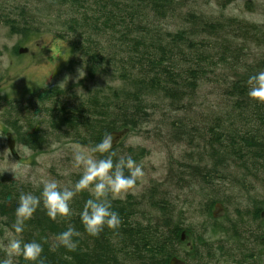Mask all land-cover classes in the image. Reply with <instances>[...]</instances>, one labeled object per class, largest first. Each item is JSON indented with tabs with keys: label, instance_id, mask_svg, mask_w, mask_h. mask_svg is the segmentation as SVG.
Segmentation results:
<instances>
[{
	"label": "trees",
	"instance_id": "obj_1",
	"mask_svg": "<svg viewBox=\"0 0 264 264\" xmlns=\"http://www.w3.org/2000/svg\"><path fill=\"white\" fill-rule=\"evenodd\" d=\"M199 1L12 0L7 10L0 7L1 12H7L0 14V21L23 40L30 34L49 33L64 42L71 55L81 59L86 70L84 80H110L111 86L90 87V148L106 134L116 132L115 126L135 127L141 121L149 122L158 112L169 117L160 121L169 135L178 138L176 133H183L192 140L196 133L204 144L199 120H192L188 114L200 86L209 85L216 93L213 97L218 110L206 129L207 160L197 162L201 167L190 168L199 187L205 188L213 186L214 177L226 179L232 171L243 173V179L251 176L250 171L264 174V104L247 94L248 79L264 71V24H249L221 12L206 14ZM251 4L249 0L245 7ZM46 94L49 97L50 92ZM77 108L81 115L82 108ZM181 112L189 119L178 118ZM63 113L51 122H56L59 130L70 128L76 120L74 115L71 119ZM197 118L202 121L203 116ZM154 129L158 132L159 128ZM78 141L82 142L79 137ZM95 156L105 158L99 153ZM251 177L259 179L255 173ZM79 178L76 174L74 182ZM25 185L18 188L15 182L0 183V218L7 217V224L0 222V237L3 230H12L20 194L39 196L42 191V187L26 190ZM89 198L88 191L77 194L70 202L72 214L67 218L53 221L41 205L25 222L20 236L23 242L41 244L43 264H167L174 257L173 240L183 228L177 221L158 217L166 208H157V204L164 202L149 195L148 201H137L130 195L121 201L113 200L112 210L121 220L119 228L105 227L93 237L85 232L80 219ZM143 201L154 210V218L144 216L140 209ZM207 202L221 203L211 198ZM172 208L165 212L169 215ZM258 209L254 208L253 218ZM205 214L208 224L204 230L217 227L223 235L232 231L224 222L218 223L220 219L216 221L207 208ZM69 225L80 233L73 238L77 243L75 251L55 246V237ZM16 260L17 264H32L23 257Z\"/></svg>",
	"mask_w": 264,
	"mask_h": 264
},
{
	"label": "rangeland",
	"instance_id": "obj_2",
	"mask_svg": "<svg viewBox=\"0 0 264 264\" xmlns=\"http://www.w3.org/2000/svg\"><path fill=\"white\" fill-rule=\"evenodd\" d=\"M248 1L200 0L199 3L202 4V12L206 14L216 15L221 12L249 24H264V0H251L252 4L245 7ZM10 3L12 0H0V7L5 11ZM4 11L1 12L0 9V14L6 15L7 12ZM28 37L23 40L19 35H12L0 21V81L8 77L32 80L27 86L31 90L25 97L41 100L43 105L40 107L44 111L39 116L38 107L22 118V125L30 129V133H24L28 136L25 138L27 144L17 148L18 159L2 158L0 183L10 185V181L15 182L18 188L21 184H26L24 189L28 190L30 187L33 190L42 187V180H56L62 187L71 188L75 184V175H81V170L73 167L72 146L90 148V87L96 84L111 86V83L108 78L92 83L90 79L84 80L86 70L85 66L80 64L81 59L71 55L65 43L53 38L49 33L30 34ZM18 48H26V52L18 54ZM80 71L81 74L83 71L85 73L82 78ZM61 83L63 84L60 85ZM112 85L116 83L113 82ZM6 89L2 88L1 91ZM47 91L50 92L49 97ZM213 95L216 93H213L211 87L202 84L196 94L198 98L193 103L191 115L188 114L192 120H199L201 135L206 139V142L201 139L204 144L196 133L192 140L183 133H176L178 138L169 135L166 126L160 123L169 117L159 112L154 114L149 122L141 121L136 123L135 127L126 129L121 128L119 124L113 128L116 132L106 135L117 136L112 149L118 157L130 156L142 168V177L127 195L137 201H148L149 195L155 201L164 202L157 204V208L164 206L165 211L174 207L169 215L163 209L162 213H158V217L177 221L183 228L173 240L174 256L184 261V264H247L246 238L264 233V174L248 172L251 176L252 173L256 174L259 179L255 181L251 176H245L243 179V173L232 171L228 172L226 179L214 177L211 183L213 186L200 188L192 176L194 170L190 169L191 166L201 167L196 165L197 162L207 160L206 129L218 110L217 100ZM19 100L21 101V98ZM79 105L83 110L81 115L77 112ZM48 108L51 109L49 114ZM62 111L71 119L74 115L77 121L75 120L70 128L63 127L59 130L56 122H51L59 118ZM199 116H203L202 121L197 118ZM181 117L183 120L189 119L184 112L179 113L178 118ZM84 122L87 123L86 127ZM155 127L160 130L156 132ZM78 137L82 142L78 141ZM17 162L23 166L22 169L14 168ZM182 165H187L188 168H183ZM142 194L145 198L141 197ZM209 198L224 204L208 203ZM203 200L204 204L201 203ZM148 205L143 201L140 209L145 217L154 218L156 214ZM253 207H259L256 218L251 216L255 212ZM206 208L216 221L220 219L218 223L224 222L232 227L228 235L220 233L217 227L204 230V226L208 224ZM2 217L5 216H1L0 222L7 224V217L4 220ZM4 231L0 238L4 237ZM227 236H231V239ZM196 237L204 238L209 243L202 245L197 240L200 238ZM255 240L260 239L257 237ZM189 241L194 246L191 253L187 252L186 245ZM249 243L252 246L250 240ZM253 248L255 258L258 259L255 263L264 264V250L256 248L255 245ZM4 258L3 252L0 254V260ZM169 261L167 264H170ZM14 264H17L16 257Z\"/></svg>",
	"mask_w": 264,
	"mask_h": 264
},
{
	"label": "clouds",
	"instance_id": "obj_3",
	"mask_svg": "<svg viewBox=\"0 0 264 264\" xmlns=\"http://www.w3.org/2000/svg\"><path fill=\"white\" fill-rule=\"evenodd\" d=\"M84 75V71L83 74L80 71V77ZM247 84L249 98L264 104V71L251 76ZM112 145V137L106 135L100 143L91 148L72 146L73 167L81 170L80 178L73 187H62L56 180H42L40 181L42 191L39 196L32 193L20 194L12 230H5L4 237L0 238V250L5 253V258L0 260V264H14L15 257H23L32 264L37 261L43 264L40 260L43 252L41 244L35 241L23 242L20 236L24 231L25 222L33 217L41 205L53 221L69 217L72 214L70 202L77 194L84 191L90 193V198L86 200L80 213L85 232L95 237L105 227L111 230L119 228L121 220L118 213L112 210V201L124 199L135 187L143 172L141 166L130 156L127 158L121 156L114 160L116 154L110 152ZM97 153L101 156L107 155L105 158L97 159L95 156ZM22 167L19 162L14 164L17 170ZM78 236L80 233L69 225L66 231L55 237V246H63L68 251H75L77 243L73 238Z\"/></svg>",
	"mask_w": 264,
	"mask_h": 264
},
{
	"label": "flooded vegetation",
	"instance_id": "obj_4",
	"mask_svg": "<svg viewBox=\"0 0 264 264\" xmlns=\"http://www.w3.org/2000/svg\"><path fill=\"white\" fill-rule=\"evenodd\" d=\"M17 52L18 54L25 53L26 48H18ZM32 82V80H27L23 77H8L0 81V152L2 153L0 154V161L2 158L15 160L19 158L17 148L26 146L27 143L25 138L28 136L24 133H30L29 127L22 125V123H24L23 119L26 114H30V111L37 109L38 107V110L40 111L38 113L39 116L44 112L40 107L41 104L43 105L41 100L34 99L35 97H33V99L31 97H25V94L31 90L28 89L27 86ZM2 88H8V90L6 89L3 92L1 91ZM20 98L21 101L19 100ZM0 175H2V173H0ZM257 237H259V241L255 240ZM228 238L231 239V237ZM183 240H185L184 236ZM197 240L198 243H201L202 245L207 244L204 243V240L201 238ZM249 240L252 243V246H250ZM246 244L248 247L245 256L247 264H256L255 262L258 259L255 258L253 246L255 245L256 248H262L264 250V233L262 235L248 236L246 238ZM186 246L188 249L187 252L191 253L193 246L192 243L189 241ZM260 253L261 252L259 251L258 254ZM262 255V258H264V253ZM172 258L176 260L174 264H184V261H180L176 256Z\"/></svg>",
	"mask_w": 264,
	"mask_h": 264
},
{
	"label": "water",
	"instance_id": "obj_5",
	"mask_svg": "<svg viewBox=\"0 0 264 264\" xmlns=\"http://www.w3.org/2000/svg\"><path fill=\"white\" fill-rule=\"evenodd\" d=\"M111 137H112V142L116 140L117 136L116 135H113V134H109ZM170 264H174V262H176L175 259H170Z\"/></svg>",
	"mask_w": 264,
	"mask_h": 264
}]
</instances>
